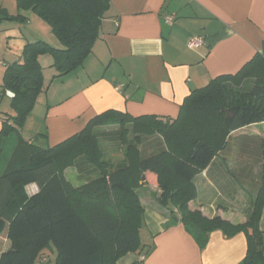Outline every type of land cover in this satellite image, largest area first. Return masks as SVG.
<instances>
[{"label": "trees", "instance_id": "obj_1", "mask_svg": "<svg viewBox=\"0 0 264 264\" xmlns=\"http://www.w3.org/2000/svg\"><path fill=\"white\" fill-rule=\"evenodd\" d=\"M16 3L18 16L10 17L0 7V15L7 17L0 16V20L25 22V14L32 12L50 27L59 47L44 40L27 42L20 61L8 65L3 75L0 104L6 92L15 96L10 104L14 114L0 112V235L6 233L10 243L0 264H42L43 253L51 250L56 254L54 264H118L129 253L145 252L139 263L143 264L151 252L140 239L145 208L139 188L146 172L160 183L155 197L158 205L170 212L172 223L179 220L186 227L201 249L214 231H222L227 238L242 232L247 252L240 264H264L260 229L264 140L244 136L231 145L234 132L264 122V44L238 72L220 75L193 90L175 119L108 110L66 141L43 146L22 136L39 96L47 90L39 58L48 55L53 59L54 79L77 71L101 38L111 2ZM107 128L119 130L116 138L125 155L115 169L105 161L101 146ZM12 137L17 144L6 152ZM222 153H250L256 159L250 167L251 185L255 186L254 191L246 190L251 208L244 224L209 219L189 207L197 197L195 178ZM70 167L79 169L84 180L81 186L66 180L64 171ZM33 184L38 192L30 195L27 187Z\"/></svg>", "mask_w": 264, "mask_h": 264}, {"label": "crops", "instance_id": "obj_2", "mask_svg": "<svg viewBox=\"0 0 264 264\" xmlns=\"http://www.w3.org/2000/svg\"><path fill=\"white\" fill-rule=\"evenodd\" d=\"M110 2L101 38L77 71L54 79L57 71L51 67L53 59L48 55L39 58L47 90L39 96L38 107L22 130L25 140L55 146L80 133L93 118L108 110L133 117L175 119L193 90L220 75L238 72L263 49L264 0ZM2 26L9 30L8 37H20L12 30L22 33L21 27L9 28L6 23ZM197 36L206 38L207 47L189 48L190 40ZM37 40L59 47L52 33L33 38L22 33L13 55L6 53L0 58L5 65L0 74V89L6 67L20 61L27 42ZM7 101L11 104V99L5 96L0 110ZM36 108L39 111L35 118ZM2 113L14 114L11 109ZM1 125L0 115V130ZM244 136L264 140V122L234 132L231 145ZM254 160L250 153H222L216 157L195 178L197 197L189 204L190 209L202 210L209 219L220 217L232 224H244L251 208L245 188L252 184L250 167ZM64 176L69 181L66 172ZM148 177L156 183L155 175ZM142 187L139 193L145 213L140 239L143 246L151 249L143 264H240L244 260L247 252L244 233L227 238L222 231H214L201 249L186 227L179 220L172 223L170 212L152 199L159 194L158 188L150 195V187ZM27 192L37 193L38 186L30 185ZM260 229L264 233V208ZM9 248L7 234L0 235V256ZM141 254L129 253L118 264H139ZM55 257L54 251H45L41 263L54 264Z\"/></svg>", "mask_w": 264, "mask_h": 264}, {"label": "rangeland", "instance_id": "obj_3", "mask_svg": "<svg viewBox=\"0 0 264 264\" xmlns=\"http://www.w3.org/2000/svg\"><path fill=\"white\" fill-rule=\"evenodd\" d=\"M0 7H4L3 9H5L10 17H16L19 14L18 8H17V3L16 0H0ZM24 14V13H23ZM28 15V20L25 22L20 21L19 19L16 20H5L2 19L0 20V58L5 55L6 53H9L10 55H13V51L15 50V46L17 45V42L20 40V38H22V33L23 36L26 35L29 38H33V36H36L38 34H47L49 33V35H51V30L50 27L43 22L40 18H38L35 14H33L32 12L27 13ZM1 16V15H0ZM2 18H7L6 16H1ZM6 23V26L9 28L15 27L17 29H19L21 27L22 33L20 31H14L12 30L13 33L20 35V37H8L7 33L9 30H4L2 29V24ZM10 41V42H9ZM9 42V43H8ZM5 65L3 64V62H0V74H1V70L4 69ZM1 90V89H0ZM38 107V106H36ZM11 109V105L10 102L7 101L6 104L4 105V109L0 110V112H2L3 110H8ZM37 110L35 111V118L38 116V108H36ZM105 132L104 136L101 139V146L103 148L104 151V156H105V161H108L111 163V167L112 169H115L118 166V163H120L121 161H123L125 159V155H124V151L122 150V147L119 143V140L116 138L119 130H117L116 128H107L103 130V133ZM149 136L153 135V133H149ZM14 138V140H13ZM15 137H12V144H7L6 145V152L11 151L14 146L17 144V141L14 143L15 141ZM84 163V162H83ZM86 165V167L88 169H91V167L84 163ZM66 172V177L69 179V182L71 183L72 186H79L81 185L80 183H84V181H81L82 178L80 176V172L79 169L76 167H70V168H66L64 171V174ZM150 172H146L143 176V181L141 183L140 188L143 187H150V195H154L153 193V189L158 188V190L160 189V183L158 181H156V183H153V181L151 180L152 178H149L148 175L152 174H148ZM247 187L245 188L247 191H254L252 190L253 187L252 185H246ZM142 187V188H143ZM160 191V190H159ZM249 196V195H248ZM250 198V196L248 197ZM152 199H156L155 196L152 197ZM154 201V200H153ZM249 201H251V199H249ZM156 202V200H155ZM157 203V202H156ZM158 204V203H157ZM201 213L202 210L200 211Z\"/></svg>", "mask_w": 264, "mask_h": 264}, {"label": "built area", "instance_id": "obj_4", "mask_svg": "<svg viewBox=\"0 0 264 264\" xmlns=\"http://www.w3.org/2000/svg\"><path fill=\"white\" fill-rule=\"evenodd\" d=\"M203 47H207V41H206V38L204 36H197V37H194L190 40L189 48L199 49V48H203ZM6 96L8 98L12 99V98H14L15 95L13 92L8 91V92H6Z\"/></svg>", "mask_w": 264, "mask_h": 264}, {"label": "water", "instance_id": "obj_5", "mask_svg": "<svg viewBox=\"0 0 264 264\" xmlns=\"http://www.w3.org/2000/svg\"><path fill=\"white\" fill-rule=\"evenodd\" d=\"M144 179V178H143Z\"/></svg>", "mask_w": 264, "mask_h": 264}]
</instances>
